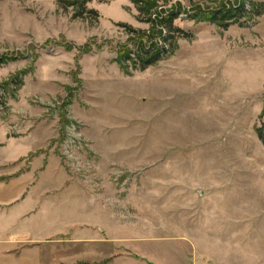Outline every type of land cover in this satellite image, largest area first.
Listing matches in <instances>:
<instances>
[{
    "label": "rangeland",
    "instance_id": "obj_1",
    "mask_svg": "<svg viewBox=\"0 0 264 264\" xmlns=\"http://www.w3.org/2000/svg\"><path fill=\"white\" fill-rule=\"evenodd\" d=\"M245 1L0 0L2 264H264V0L208 20Z\"/></svg>",
    "mask_w": 264,
    "mask_h": 264
},
{
    "label": "crops",
    "instance_id": "obj_2",
    "mask_svg": "<svg viewBox=\"0 0 264 264\" xmlns=\"http://www.w3.org/2000/svg\"><path fill=\"white\" fill-rule=\"evenodd\" d=\"M5 147L0 146V153L3 152V149ZM10 155H12V152H9ZM10 162H13V157H11ZM19 180L15 179L13 180V177H7L4 178L2 181H0V206H6L9 202L13 200V186H22L18 184ZM3 194V197L1 196ZM10 206V205H9ZM7 215V216H6ZM12 216L13 213L10 210H7L3 213H0V223L3 224V227L0 225V264H2V261H10L11 260V252L13 250V230L9 228V231L5 227V220L8 218V216ZM217 215V216H216ZM221 214H213V212H205L203 218L204 219H212V218H219L221 217ZM8 236L7 239L3 240L2 237ZM10 254V255H9ZM3 259V260H2ZM218 264H224L222 261ZM226 264V263H225ZM229 264H241L240 261L233 260Z\"/></svg>",
    "mask_w": 264,
    "mask_h": 264
},
{
    "label": "trees",
    "instance_id": "obj_3",
    "mask_svg": "<svg viewBox=\"0 0 264 264\" xmlns=\"http://www.w3.org/2000/svg\"><path fill=\"white\" fill-rule=\"evenodd\" d=\"M92 0H75L76 2H81L83 5H85L87 2H90ZM100 1H109V0H100ZM242 12L241 9L238 10H225L222 12H217V13H212L210 14L208 17V20L211 21H220L221 23L224 24V22L228 19H234L236 17H238L240 15V13ZM173 17L171 18L169 15V18L164 19L162 18L161 22L168 28V34L169 37L166 38L167 41H173L174 38V34H171L172 28V21H173ZM225 26H227V24H224ZM152 49H146V48H142L140 55H141V59L144 62L143 63V68H145L148 65H152L153 63H155L163 54L166 53L167 49L163 46H156L155 50L152 52ZM144 55V57H142ZM6 61V58L4 57H0V64H3ZM257 134L259 139L264 143V121L261 123L260 127L257 129Z\"/></svg>",
    "mask_w": 264,
    "mask_h": 264
},
{
    "label": "built area",
    "instance_id": "obj_4",
    "mask_svg": "<svg viewBox=\"0 0 264 264\" xmlns=\"http://www.w3.org/2000/svg\"><path fill=\"white\" fill-rule=\"evenodd\" d=\"M233 8H234V10L241 9L244 12H248V11H251L253 9V4L250 0H246L242 4H234Z\"/></svg>",
    "mask_w": 264,
    "mask_h": 264
}]
</instances>
